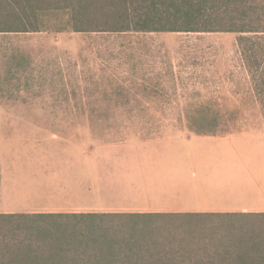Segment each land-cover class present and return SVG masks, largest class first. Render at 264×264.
<instances>
[{"label":"rangeland","instance_id":"rangeland-1","mask_svg":"<svg viewBox=\"0 0 264 264\" xmlns=\"http://www.w3.org/2000/svg\"><path fill=\"white\" fill-rule=\"evenodd\" d=\"M236 2L261 23V32L245 34L257 38L260 82L264 0ZM44 21L39 32L0 33V197L1 180L19 186L9 189L5 205L17 200L14 210L23 214L25 207L74 201V194L80 201L73 182L86 181L70 171L50 173L88 162L102 171L143 170L122 181L135 186L136 196L140 192L137 200L97 195L99 205L197 208V192L226 195L219 205L241 207L252 199L245 185L250 170L262 174L264 111L237 33L74 32L62 11ZM63 185H70L71 196ZM66 221L60 226L77 221V232L97 239L101 250L112 243L181 264H218L264 250L259 214H107ZM45 228L0 222V248Z\"/></svg>","mask_w":264,"mask_h":264},{"label":"trees","instance_id":"trees-1","mask_svg":"<svg viewBox=\"0 0 264 264\" xmlns=\"http://www.w3.org/2000/svg\"><path fill=\"white\" fill-rule=\"evenodd\" d=\"M236 1L0 0V33L39 32L46 28L44 18L57 11L67 15L68 27L74 32L237 33V44L255 81V90L264 111V77L261 74L258 82L262 61L255 47L257 38L245 35L261 32V23L249 20L246 12L238 9ZM106 215L0 214V222H31L48 226L40 235L30 237V232H27L26 239L4 243L3 250L0 248V264H181L171 258L145 254L134 247L117 248L112 243L101 250L97 239L77 232L76 220H94ZM259 215L264 216V213ZM65 220L72 225L76 222L71 228L61 227ZM218 264H264V250L252 254L239 253L230 259L220 260Z\"/></svg>","mask_w":264,"mask_h":264},{"label":"crops","instance_id":"crops-1","mask_svg":"<svg viewBox=\"0 0 264 264\" xmlns=\"http://www.w3.org/2000/svg\"><path fill=\"white\" fill-rule=\"evenodd\" d=\"M198 139H194L197 141ZM72 167H75L74 170L71 169H60L57 172H52V174H56L55 176L63 174V176L70 175L74 176V179L77 177L86 181V185L81 182H73L76 194L81 197V200L76 202L75 194L73 195L74 201L67 200V198H63L60 203L56 200L55 204H44L39 205L35 208L25 207L23 210V214H263L264 213V165L262 174L260 171L250 170L249 171V181L246 192L248 196L252 199L246 202L244 206L235 207L233 205H219L218 202L224 203L223 199L226 195L215 193H203L197 192L194 197H196V201L198 204L197 208H166L159 206H152L149 203H142V205L130 204L127 205V201H122L121 203L114 202L110 204L106 201H101L104 205H99L97 197H108L112 201L116 200V195L122 197V199L126 200V198L130 195L135 197V200L138 199V196L135 195L136 188L133 185L123 184L125 182L123 179L128 177L135 178L142 174L143 170L138 169L128 170V169H120V171H114L113 169H109L106 171H102L100 168H97V163H84V164H70ZM77 166H87V168L77 167ZM49 169H35L36 172L40 174H45ZM118 170V169H115ZM27 175V172H25ZM196 175V174H195ZM28 177V176H27ZM56 177V178H57ZM91 180L93 182H91ZM5 181V180H4ZM3 180L1 197H0V213L1 214H17L16 204L17 200H13L11 204L5 205L3 202V198L8 194L9 189H17L19 186L12 185L10 181ZM105 181L104 188L101 187V182ZM67 185V184H66ZM99 186V188L97 187ZM64 186V185H63ZM70 186V185H69ZM68 187H63V191L66 192L67 196H71L70 190ZM42 187L39 183H37L36 188ZM68 188V189H67ZM4 189V190H3ZM22 189V188H21ZM27 186L25 185V189ZM238 190V189H236ZM115 193V194H112ZM138 192V191H137ZM233 191L224 192V193H232ZM144 193H148L144 190ZM98 195V196H97ZM229 195V194H228ZM8 197V195H7ZM54 197V196H52ZM148 197L147 195L145 198ZM217 199H223L222 201H217ZM255 199V200H254ZM260 199V201H257ZM6 201H9L8 199ZM226 204V202H225Z\"/></svg>","mask_w":264,"mask_h":264}]
</instances>
